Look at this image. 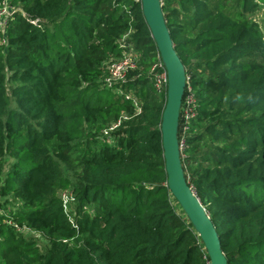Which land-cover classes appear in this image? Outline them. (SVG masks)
I'll return each instance as SVG.
<instances>
[{
	"label": "trees",
	"instance_id": "16d2710c",
	"mask_svg": "<svg viewBox=\"0 0 264 264\" xmlns=\"http://www.w3.org/2000/svg\"><path fill=\"white\" fill-rule=\"evenodd\" d=\"M261 2L163 5L187 72L184 104L190 89L196 97V116L180 118L186 178L228 264H264ZM10 3L17 12L0 30V264H206L167 187V88L150 73L159 51L141 0ZM131 46L138 69L108 88L109 66Z\"/></svg>",
	"mask_w": 264,
	"mask_h": 264
},
{
	"label": "water",
	"instance_id": "95a60500",
	"mask_svg": "<svg viewBox=\"0 0 264 264\" xmlns=\"http://www.w3.org/2000/svg\"><path fill=\"white\" fill-rule=\"evenodd\" d=\"M141 7L168 74L167 101L161 122L167 187L199 235L210 263L228 264L218 231L190 186L183 166L179 127L188 83L185 65L176 51L162 0H141Z\"/></svg>",
	"mask_w": 264,
	"mask_h": 264
},
{
	"label": "built area",
	"instance_id": "2783aa9c",
	"mask_svg": "<svg viewBox=\"0 0 264 264\" xmlns=\"http://www.w3.org/2000/svg\"><path fill=\"white\" fill-rule=\"evenodd\" d=\"M162 3L164 5V0H162ZM15 12L17 11L12 8L10 0H2L0 2V30L4 31L6 29L9 21L13 19V15L15 14ZM121 48L127 49L129 48V46L122 44ZM139 57L140 55L136 53L131 46V50L126 51V54L124 55L122 59L118 60L117 62L112 63L109 66V74L105 80L107 87L112 88L114 84L124 82L127 78V75L131 71L137 70L138 65H139ZM150 73L156 82L155 85L158 91L161 92L164 86H166L167 88L168 74L160 58V55H159L158 61L155 62V64L151 67ZM189 91L190 93L186 98V102L184 104V101H183V105H182V111L184 112L187 122L196 116V113H195L196 97L191 89ZM125 120H128L127 116H123L121 120L113 124L109 130L105 131V136L107 137L108 141L110 140V137H111L110 133L116 128H119L122 124V121H125ZM185 128L186 130L189 129L188 123ZM180 147H181V150L185 148L184 140L180 142ZM66 203H67V200H66ZM206 264H211L210 260H208Z\"/></svg>",
	"mask_w": 264,
	"mask_h": 264
},
{
	"label": "rangeland",
	"instance_id": "374dc122",
	"mask_svg": "<svg viewBox=\"0 0 264 264\" xmlns=\"http://www.w3.org/2000/svg\"><path fill=\"white\" fill-rule=\"evenodd\" d=\"M259 2H261L260 0H258ZM219 2V0H217V3ZM228 8H231V10H234L237 8V1H232L230 4H229V7ZM253 20L256 21L257 23L260 24V26L264 29V3L261 2L260 3V10L254 15L253 17ZM112 138L110 137V140L111 141Z\"/></svg>",
	"mask_w": 264,
	"mask_h": 264
}]
</instances>
